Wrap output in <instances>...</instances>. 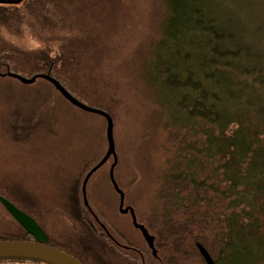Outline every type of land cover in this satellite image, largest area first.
<instances>
[{
	"label": "rangeland",
	"instance_id": "rangeland-1",
	"mask_svg": "<svg viewBox=\"0 0 264 264\" xmlns=\"http://www.w3.org/2000/svg\"><path fill=\"white\" fill-rule=\"evenodd\" d=\"M252 1L257 4L252 24L264 38V0H237L242 9L236 14L250 21ZM165 12L164 0H0V46L26 54L13 72L29 77L43 56L56 57L58 74L74 96L94 107L111 100L116 181L125 192V204L159 237L164 227L157 209L166 199L158 191L175 162L176 147L167 139L173 133L196 140L190 132L193 121L177 111L175 96L154 85L159 82L154 41L161 37ZM167 55L162 51V58ZM104 129L99 114L69 103L47 80L25 84L0 76V196L12 198L32 215L53 246L73 247L92 264H130L95 237L79 215V180L101 158L107 143ZM111 162L90 177L89 203L129 242L145 245L130 215L118 209ZM0 230L20 231L1 204ZM164 236L156 245L175 258L173 240ZM193 259L189 264H203L196 254Z\"/></svg>",
	"mask_w": 264,
	"mask_h": 264
},
{
	"label": "trees",
	"instance_id": "trees-1",
	"mask_svg": "<svg viewBox=\"0 0 264 264\" xmlns=\"http://www.w3.org/2000/svg\"><path fill=\"white\" fill-rule=\"evenodd\" d=\"M253 2L250 21H246L236 14L242 9L237 0H164L161 37L154 41L153 66L159 70V82L154 85L175 96L173 104L193 121L190 132L196 137L191 142L188 136L172 133L167 139L176 147L172 151L175 162L158 191L166 202H159L163 208L157 213L162 216L164 231L156 236L157 244L164 235L173 240L175 258L159 250L166 264L172 260L189 264L194 254L207 264L197 242L217 264H264V38L252 24L257 8ZM161 50L167 57H161ZM25 57L14 46H0V72L19 70ZM42 59L43 63L30 68L29 77L50 73L73 93L58 74L56 57ZM110 101L101 100L104 105L97 108L108 111L116 124ZM106 149L105 140L101 158ZM99 160L79 180V215L86 225L89 219L82 215L80 186ZM4 209L20 231L0 230V241L31 237ZM89 227L107 245L112 244L106 235ZM109 230L117 235L111 227ZM65 251L92 264L73 247Z\"/></svg>",
	"mask_w": 264,
	"mask_h": 264
},
{
	"label": "water",
	"instance_id": "water-1",
	"mask_svg": "<svg viewBox=\"0 0 264 264\" xmlns=\"http://www.w3.org/2000/svg\"><path fill=\"white\" fill-rule=\"evenodd\" d=\"M10 75L25 84H33L38 78H44L54 85V87L60 92V94L74 106L91 113H96L103 116L106 119V138H107V150L100 161L86 174L82 182V193L84 202L89 206L87 198V183L92 174L103 166L111 156L114 158V162L110 167V178L115 187V190L120 194V211L127 213L131 211L133 217V223L136 228L140 229L144 239L148 246L152 249L154 255H157V249L155 246V236L150 234L148 228L139 223L135 210L132 206L124 207L125 204V192L119 187L114 169L118 162V156L116 151V142L114 137V119L113 116L106 110L90 106L78 99L74 94L69 91L57 78L53 77L50 73H40L32 77H25L17 72L9 71L7 73L0 72V75ZM0 201L7 209V211L13 216V218L29 233L35 241L32 240H1L0 241V256H26L46 261L53 262L55 264H83L78 258L61 250L55 246L49 244L50 238L45 232L43 227L27 212L19 208L11 200L4 196H0ZM90 207V206H89ZM197 247L204 257L207 264H217L213 256L207 250V248L200 242H197Z\"/></svg>",
	"mask_w": 264,
	"mask_h": 264
},
{
	"label": "flooded vegetation",
	"instance_id": "flooded-vegetation-1",
	"mask_svg": "<svg viewBox=\"0 0 264 264\" xmlns=\"http://www.w3.org/2000/svg\"><path fill=\"white\" fill-rule=\"evenodd\" d=\"M110 160H112V162H113L114 158L111 157ZM109 177H110V175H109ZM84 178H85V176H84ZM82 182H83V180H82ZM82 182H81V186H80V190H81V197L80 198L82 199V205H84V208H85V211H82V215H86L88 217L89 220L88 221L86 220L88 225H86L85 223L84 224L88 227V229L90 231H91V228L89 227V225L92 228L95 227L100 232L101 235H103V236L106 235L107 239H109L112 242V244L111 245H107L106 243L105 244L109 248H111L113 251H116L122 257L126 258L127 262L130 264H166L164 262L163 258L161 257V255L159 254L160 249L158 248L157 245L156 246L158 249V254L154 255L153 251L148 246L146 241H145V245H142V246L136 245L132 242H129L128 238L125 237L124 234L101 211L100 212H101V214L104 215L105 221L100 218L99 211L95 210L91 206L90 203H89L90 207L87 206L85 204L84 198H83ZM118 196H119V205H120V194L119 193H118ZM125 197H126V195H125ZM119 205H118V209H119ZM124 206L127 207V206H131V205L124 204ZM119 211H120V209H119ZM135 212H136V209H135ZM126 214L130 215L131 222L134 225L131 211H128ZM136 215H137V213H136ZM110 227L117 233V235L114 236L112 234V232H110V230H109ZM138 230L140 231V229H138ZM91 233L93 234L92 231H91ZM95 237H97V236H95ZM97 238H99V237H97ZM26 240L35 241L33 236L27 238ZM50 241H51V238H50ZM50 241H49V244L53 246V244L50 243ZM0 264H55V263L50 262V261H46V260H42V259L26 257V256H0Z\"/></svg>",
	"mask_w": 264,
	"mask_h": 264
}]
</instances>
